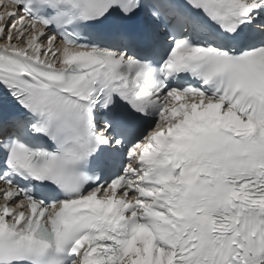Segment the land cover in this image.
Listing matches in <instances>:
<instances>
[{"label":"snow or ice","instance_id":"obj_1","mask_svg":"<svg viewBox=\"0 0 264 264\" xmlns=\"http://www.w3.org/2000/svg\"><path fill=\"white\" fill-rule=\"evenodd\" d=\"M0 9V264H264V0Z\"/></svg>","mask_w":264,"mask_h":264}]
</instances>
